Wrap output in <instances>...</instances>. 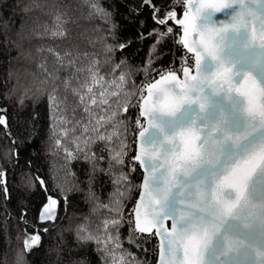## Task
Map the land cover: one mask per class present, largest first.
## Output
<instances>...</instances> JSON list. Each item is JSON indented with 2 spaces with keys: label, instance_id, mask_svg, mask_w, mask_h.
Here are the masks:
<instances>
[{
  "label": "snow or ice",
  "instance_id": "snow-or-ice-1",
  "mask_svg": "<svg viewBox=\"0 0 264 264\" xmlns=\"http://www.w3.org/2000/svg\"><path fill=\"white\" fill-rule=\"evenodd\" d=\"M19 3L25 18L17 33L19 39L13 43L22 56L31 55L24 51L26 40L30 42L36 36L54 40L66 37L69 21L64 14L57 11L52 26L42 23L40 16L30 15L33 11L49 15L43 12L50 6L48 0ZM84 3L91 9L89 18L96 15L108 22L112 13L99 0ZM142 5L151 6L154 22L166 29L158 35L174 36L183 50L179 69L182 78L176 70L168 69L157 72L158 79H145L139 85L133 82L131 90H122V109L109 112L108 96L117 97L119 104L121 95L109 90L127 84L124 72L116 76L124 61L114 65L113 79L105 87V76L101 75L100 61L94 53L77 51L73 55L66 48L61 54L52 47H37L38 54L50 53L54 57L49 63L44 56L38 66L44 76L40 83L51 84L47 91L49 139L54 141L57 152L65 153L66 161L79 159L82 153L89 163V200L98 199L92 191L98 172L113 176L114 183L124 182L127 191L139 188L132 209L134 219L128 221L127 242L135 245L144 234L159 238L157 264H237L242 259L264 264V0H168L167 10L157 8L153 0H142ZM125 47L106 44V52ZM151 64L149 58L142 69L146 77ZM62 72L66 75L61 76ZM14 75L9 71V81ZM17 85L19 78L3 95L16 96L21 108L26 99L42 91L21 86L17 95ZM79 109L86 114L88 123L81 125V134L76 136V126L81 124L77 118ZM131 109H136L138 115L133 121V143L137 148L130 172L139 166L144 173L136 186L131 184L128 173L117 176L113 171L115 166L125 165L129 148L119 138L118 126L123 120L116 118L126 117ZM6 111L0 108V113ZM70 123L72 128L67 127ZM0 127L8 128L4 114H0ZM108 127L113 131H101ZM96 142L103 143L101 151L108 152L107 170L99 166L104 157L91 151L90 144ZM11 143L14 147L9 154L14 153L18 159L16 139L12 138ZM72 144L75 150L69 147ZM26 184L29 188L38 184L46 194L39 220H56V207L61 202L68 203L72 189L65 190L59 184L49 188L42 177H36L34 182L29 176ZM0 195L5 201L10 199L2 165ZM115 205L111 209L115 216L104 220L102 226L93 228L87 221L77 225V250L93 244L101 264H143L123 250L119 232L123 213L120 201ZM25 216L22 213L20 219L28 224ZM17 241L22 247L12 264H27L26 255L41 245V236L25 231L17 235ZM60 243L53 249L58 255ZM0 264H8L6 255ZM70 264L90 261L83 256L72 259Z\"/></svg>",
  "mask_w": 264,
  "mask_h": 264
},
{
  "label": "trees",
  "instance_id": "trees-1",
  "mask_svg": "<svg viewBox=\"0 0 264 264\" xmlns=\"http://www.w3.org/2000/svg\"><path fill=\"white\" fill-rule=\"evenodd\" d=\"M153 2L157 8L167 10L168 0H153ZM99 3L112 13L107 23L96 15L89 18L91 9L84 0H48L50 6L45 7L43 12L50 13L49 15L33 11L30 15L40 16L41 22L49 26H52L57 11L64 14V18L69 23L66 25L68 32L63 39L54 40L50 36L43 38L36 36L30 42L24 41V51L26 53L30 51V56H22L20 49L13 43L19 39L17 33L25 18L19 0H3L0 4V108L7 110L0 114L6 115L8 121L7 129L0 127V165L7 173L10 194V199L7 201L0 195V260H3L6 255L8 264H12L17 250L22 247V244L17 241V235L25 231L28 234L35 232L41 236V245L26 255L27 264H70L72 259L83 256L87 257L90 264H101L99 254L94 251L95 245L89 244L87 248L77 250L75 229L77 225L85 224L86 221L93 228L96 225L102 226L104 220L115 216V212L111 210L116 207L115 201H120L123 213L122 226L119 229L123 250L132 253L136 260L143 264L155 262L157 250L155 237L144 234L135 245L127 242L130 232L128 221L132 219L131 213L139 188L132 187L131 191H127L124 182L114 183L113 176L98 172L92 183V191L98 199L89 200L87 198L89 163L83 159L82 153L79 159L66 161L65 153L57 152L54 141L49 139L51 120L47 91L51 90V84L40 83L44 76L38 66L44 56H47L49 63L54 57L50 53L38 54L37 47H52L61 54L66 48L71 49L73 55L77 51L94 53L95 58L100 61L101 75L105 76V81L102 82L105 87H107L106 82L113 79L111 73L114 65L124 61L117 70L116 76L124 72L127 84L121 83L119 88L112 87L109 90L121 93L119 104L116 103L117 97L108 96L111 103L109 112L122 109L124 105L122 90H131L133 82L139 85L145 79L153 77L157 79V72L167 68L179 72L183 50L175 43L174 36L158 35L166 29L154 22L151 6L144 7L142 0H99ZM176 10L179 12L181 8ZM112 25L115 27L112 28ZM97 28L102 31H96ZM110 28L112 31H109ZM150 33L152 35H149ZM101 37H106V40ZM106 44H124L126 47L123 50L114 48L113 52L108 53ZM149 58L152 64L146 77L142 69L147 66ZM106 59L107 63H105ZM9 71L15 73L10 81ZM60 75L64 76L66 73L62 72ZM17 78H19L17 95L19 91H22L21 86L31 87L33 91L37 88L42 89L33 99H26L23 108L18 104L16 96L5 98L3 95L16 85ZM78 112L77 118L81 124L76 126V136L81 134V125L88 123V118L82 109ZM137 115L138 111L131 109L126 117L116 118L123 120V123L118 126L119 138L124 140L129 148L125 165H118L113 169L117 176L120 172L128 173L133 186L139 185L141 181L138 166L134 172H130L134 163L132 157L135 154L132 133L136 126L133 121ZM69 117L71 118V114ZM67 127L72 128L73 124L70 123ZM101 131L112 132L113 129L108 127ZM9 132L10 137L7 135ZM12 138L17 141L15 148L19 153L18 159L14 153L9 154V150L14 147L11 143ZM113 140L118 142L115 137ZM69 147L75 150L74 144ZM104 147L105 145L101 142L90 144L92 152L104 157L99 161V166L107 170L108 152L101 151ZM29 176L34 182L36 177L44 178L49 188L59 184L65 190L72 189L68 195V203L65 205L61 202L56 207V220L45 222L39 220L43 205L46 203V194L38 184L35 188L27 187L26 181ZM52 194L56 196L55 192ZM22 213H26L25 219L28 224L20 219ZM44 228L48 229L46 233L43 231ZM61 237L63 243H60ZM58 243H60L59 255L53 251ZM119 251L117 250L118 254Z\"/></svg>",
  "mask_w": 264,
  "mask_h": 264
},
{
  "label": "water",
  "instance_id": "water-1",
  "mask_svg": "<svg viewBox=\"0 0 264 264\" xmlns=\"http://www.w3.org/2000/svg\"><path fill=\"white\" fill-rule=\"evenodd\" d=\"M220 14H218V16H219ZM222 18V17H221ZM189 55H191V54H189ZM181 75V78H182V74H180ZM137 148V145L135 144V149ZM135 154H136V151H135ZM134 154V155H135ZM139 167V166H138ZM139 170H140V172H141V181H142V179H143V175H144V173H143V171H142V169L139 167ZM141 181H140V183H141ZM138 196H139V191H138V194H137V198H136V200H135V203H136V201H137V199H138ZM135 203H134V205H135ZM134 207V206H133ZM132 214V213H131ZM131 217H132V219H134V217L131 215ZM145 235H147V234H145ZM155 239H156V241H157V252H156V258H155V262H154V264H157V261H158V251H159V248H158V245H159V238H156L155 237ZM237 264H253V260H251V259H242V260H240V261H238L237 262Z\"/></svg>",
  "mask_w": 264,
  "mask_h": 264
},
{
  "label": "built area",
  "instance_id": "built-area-1",
  "mask_svg": "<svg viewBox=\"0 0 264 264\" xmlns=\"http://www.w3.org/2000/svg\"><path fill=\"white\" fill-rule=\"evenodd\" d=\"M169 68H167V69H165V70H168ZM179 69H180V65H179ZM178 74H180L179 72H178ZM159 77H157V79H158ZM157 244V243H156ZM156 252H157V250L155 251V255H156Z\"/></svg>",
  "mask_w": 264,
  "mask_h": 264
}]
</instances>
